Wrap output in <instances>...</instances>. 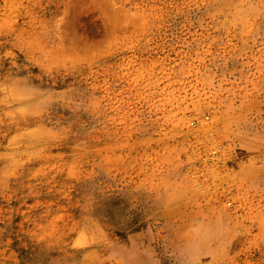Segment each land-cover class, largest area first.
Instances as JSON below:
<instances>
[{"label": "rangeland", "instance_id": "1", "mask_svg": "<svg viewBox=\"0 0 264 264\" xmlns=\"http://www.w3.org/2000/svg\"><path fill=\"white\" fill-rule=\"evenodd\" d=\"M0 264H264V0H0Z\"/></svg>", "mask_w": 264, "mask_h": 264}]
</instances>
